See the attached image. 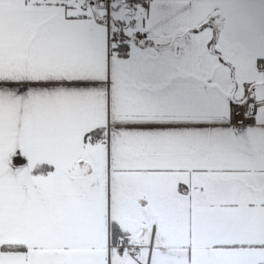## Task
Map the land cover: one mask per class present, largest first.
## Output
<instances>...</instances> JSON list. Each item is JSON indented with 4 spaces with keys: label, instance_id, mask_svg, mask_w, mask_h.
<instances>
[{
    "label": "crops",
    "instance_id": "0c3cea01",
    "mask_svg": "<svg viewBox=\"0 0 264 264\" xmlns=\"http://www.w3.org/2000/svg\"><path fill=\"white\" fill-rule=\"evenodd\" d=\"M124 1L0 0V264H264V0Z\"/></svg>",
    "mask_w": 264,
    "mask_h": 264
},
{
    "label": "built area",
    "instance_id": "2783aa9c",
    "mask_svg": "<svg viewBox=\"0 0 264 264\" xmlns=\"http://www.w3.org/2000/svg\"><path fill=\"white\" fill-rule=\"evenodd\" d=\"M113 0H104L102 4H98L95 0H84V2L80 5L82 8H89L93 11V14H84L85 17H94L99 20L106 28V44L107 49L111 50L113 48L118 47L120 44V29L128 26V23H120L116 22L115 17L113 15V7L111 8V4ZM104 8V13L99 9V7ZM124 7L129 9L131 12H135L138 9L139 1L138 0H125L122 3ZM230 116L231 123L236 126L240 125H253L256 123L257 117L253 109V103L248 98L243 99H232L230 106ZM103 137L102 133L96 134V138L100 139ZM90 141L92 138L90 136L87 137ZM152 233L148 243H144L142 241H138L135 238V232L133 231L130 234H123L118 237L117 241L113 244L108 243L109 247L115 248L118 252L122 254H129L135 252L139 247L146 246L149 249L151 248L153 237H154V227L152 228ZM135 235V236H134Z\"/></svg>",
    "mask_w": 264,
    "mask_h": 264
},
{
    "label": "rangeland",
    "instance_id": "374dc122",
    "mask_svg": "<svg viewBox=\"0 0 264 264\" xmlns=\"http://www.w3.org/2000/svg\"><path fill=\"white\" fill-rule=\"evenodd\" d=\"M72 1H74L75 4H79V3L83 2V0H72ZM103 1H104V0H98V4H102ZM114 6H115V4L112 3V4H111V8L114 7ZM99 9H100L102 12L104 11V8H102L101 5H100ZM103 13H104V12H103ZM113 15H114V14H113ZM108 51L111 52V50H108V49H107V55H108Z\"/></svg>",
    "mask_w": 264,
    "mask_h": 264
},
{
    "label": "trees",
    "instance_id": "16d2710c",
    "mask_svg": "<svg viewBox=\"0 0 264 264\" xmlns=\"http://www.w3.org/2000/svg\"><path fill=\"white\" fill-rule=\"evenodd\" d=\"M120 36H121V39L125 38V35H124V34H122V31H121V29H120ZM11 248H15V247H14V246H12Z\"/></svg>",
    "mask_w": 264,
    "mask_h": 264
}]
</instances>
